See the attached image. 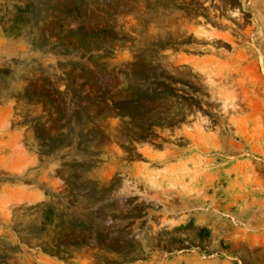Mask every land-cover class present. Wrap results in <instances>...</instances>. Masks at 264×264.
<instances>
[{"label":"rangeland","instance_id":"1","mask_svg":"<svg viewBox=\"0 0 264 264\" xmlns=\"http://www.w3.org/2000/svg\"><path fill=\"white\" fill-rule=\"evenodd\" d=\"M0 264H264V0H0Z\"/></svg>","mask_w":264,"mask_h":264}]
</instances>
